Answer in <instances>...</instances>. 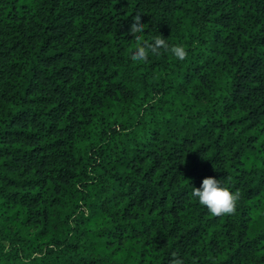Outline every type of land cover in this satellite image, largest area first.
<instances>
[{
  "label": "trees",
  "instance_id": "1",
  "mask_svg": "<svg viewBox=\"0 0 264 264\" xmlns=\"http://www.w3.org/2000/svg\"><path fill=\"white\" fill-rule=\"evenodd\" d=\"M0 264H264V0H0Z\"/></svg>",
  "mask_w": 264,
  "mask_h": 264
},
{
  "label": "clouds",
  "instance_id": "2",
  "mask_svg": "<svg viewBox=\"0 0 264 264\" xmlns=\"http://www.w3.org/2000/svg\"><path fill=\"white\" fill-rule=\"evenodd\" d=\"M142 27L143 25L138 20H134L130 31L137 33L142 30ZM161 51L171 52L178 60L185 59L187 55L182 45L169 46L165 38L158 36L147 48L138 49L134 59L143 60L150 52L159 53ZM192 195L201 206H204L213 215L231 213L237 201L236 194L221 179L214 177L204 178L199 188L192 187Z\"/></svg>",
  "mask_w": 264,
  "mask_h": 264
}]
</instances>
